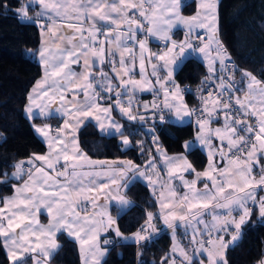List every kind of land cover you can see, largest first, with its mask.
<instances>
[{
    "label": "snow or ice",
    "instance_id": "obj_1",
    "mask_svg": "<svg viewBox=\"0 0 264 264\" xmlns=\"http://www.w3.org/2000/svg\"><path fill=\"white\" fill-rule=\"evenodd\" d=\"M44 9L43 12L38 13L39 16H44L51 13L49 16L51 24L47 29L41 25L45 32H52L55 37V26L57 21L53 16L60 17L61 23H66L67 28L72 29V33L66 34L61 39H67L70 47L51 51L49 48H42L38 55L45 66V80L38 84L41 87L51 79V91L53 95L50 97L48 103L59 101V106L56 108L66 119L61 128L57 129L54 135H50L51 129L48 127L36 128V132L43 136L49 147L48 155L34 156L32 160L28 161L29 167L25 168L23 164L16 165V172L13 174V179L23 181L21 187H15V195L3 201V207H0V243L4 246H13L15 250L10 249V254L14 261L18 264H29V254L40 249V255L47 258L54 254L49 248H43L41 237H51L56 231L65 227L71 230L74 226L77 230L73 233L69 231L70 235H76L80 238V233H85L81 240L82 244H89L98 238L100 226L107 229L115 224V221L107 213H101L102 216H107V220L99 222L89 220L87 217H80L79 212L74 207L75 201L73 196L80 197L86 191L91 193L98 189L91 187L92 181L85 184V178L92 173L78 172L76 169L82 167L78 164L79 160H86L87 158L80 152L78 142L76 139V130L84 123L83 118H91L98 122V127L103 131L105 125H110L116 132L124 136L121 131L122 125L117 124L110 117L111 107H104L100 104L102 99H111L110 96H101L103 93H114L116 96L115 104L119 111L128 120H145L144 115L136 116L132 114L135 107L132 103L131 96L136 91L151 90L150 81L145 77L146 60L151 65V76L156 78V83L160 86L163 92L164 101L163 107L169 111L174 112L178 119H183L185 116L191 117L194 110H190L186 104L183 103V96L180 93L179 86L172 84L174 89L170 97L169 87H166L167 82L172 79L173 69L171 65L175 63L176 55L175 49H179V54H183L185 47L191 48L192 45L185 41L182 44H177L172 41L171 47L162 54L156 56V59L163 63L157 65L152 57L155 54L145 55L149 50L147 48L146 39L137 40L138 32H144L146 35L157 36L160 39L168 42L171 37L168 31L174 21L177 19L185 25L206 28L210 33L215 31V5L210 0H202L200 7L204 10L203 18L198 14L190 19H184L179 16V2L180 0H171V2L161 8V5L155 0H35ZM2 6V5H0ZM107 9V11H105ZM136 9L137 12L129 16V11ZM168 13L169 15H165ZM22 18H28V7L25 6L20 9ZM115 14V15H113ZM143 18L145 23L137 18ZM90 20L91 27L85 29L83 27V20ZM75 20L78 23H68V21ZM97 21L111 22L114 26L108 29L107 34L102 32L97 27ZM33 23H38L33 20ZM124 24L125 28L121 31L120 25ZM165 25L167 27H165ZM115 32V36L111 33ZM87 33V35L85 34ZM78 34V35H77ZM100 37H103L102 39ZM129 42H135L138 45L139 56L137 57L133 52V47ZM212 42V37H209L208 42L204 43L198 50L209 56V44ZM105 43L115 44L117 51L112 52L108 50L106 53ZM195 50V49H194ZM216 56L210 58L209 71L215 73L214 64L219 59L223 65L225 59H230L225 49L219 46L214 49ZM118 53V59H117ZM125 53L129 54L126 60ZM93 57V62L90 64L89 57ZM82 62V64H81ZM107 62L111 66L114 73L112 78L103 72L100 68L101 80L96 81L91 75V68L93 65L99 68L100 65ZM138 62L139 74L142 80H136L131 73L135 71ZM81 64L83 71L76 73L71 70L70 65ZM166 70V79H161L159 72ZM246 77L250 74L245 73ZM112 79H116L118 84L113 86ZM219 93L213 101V107L209 108V100L202 98L203 107L200 109L201 115L196 117V124L199 135L197 139L201 145L210 149V159L214 153L212 149V138L219 141L216 154L219 155L220 161H226L227 166L221 168L218 163L213 162L209 165L208 170L203 173H195L191 164L187 162L184 157H175L166 160L169 177L176 176L181 181V187L188 191L180 193L178 199H173L178 196L175 189L169 188V197L164 198V185H161L160 208L162 210L161 217L165 225L169 228L174 227L172 220L177 218V213L173 206L183 207L186 204V213H181L178 216L180 221H188L185 227L192 226V221H195L196 227H193V242L197 243L202 251L206 252L208 264H227L224 259V249L228 247L229 243L236 242L240 236L241 226L250 216L251 209L248 207L249 202L258 205L259 214L264 217V195L257 199V190L264 191V165L259 164V160L264 158V84L251 77L248 80L247 88L244 90L246 94L241 99L235 95L236 91H242L235 88L231 83V76L225 80L223 75L217 77ZM99 84V91H97L93 84ZM123 89V93L120 89ZM72 90V98L68 100L66 93ZM226 92H232L228 99L221 104ZM83 94L84 99L78 100L77 96ZM129 97L126 104L120 100L121 95ZM49 96V90L44 89L38 98ZM208 96L213 97V93L209 91ZM32 103L36 100L30 97ZM67 101V104H65ZM234 102V103H233ZM257 104L259 108L257 109ZM218 110L223 112L225 117L223 128H211L210 125L214 119H218ZM40 108L41 115H50L46 111V106L37 105ZM148 105H144L145 111ZM153 107H156L153 104ZM233 111H227L229 108ZM31 106L28 108L31 113ZM207 115H204V114ZM257 116L258 122L256 125L249 123L247 117ZM234 117V118H233ZM160 121L164 120V115L158 116ZM243 125V127H238ZM152 131V130H150ZM153 141L157 139L154 132L152 135ZM124 144H128L127 138L123 140ZM191 147V145H185ZM159 150V148H157ZM225 152L231 153L230 156L225 155ZM36 161L43 162L36 164ZM63 161L62 168H57L56 165ZM88 163H92L88 161ZM258 167L256 174H253V166ZM152 162L149 161L148 167H152ZM71 168L72 171L68 169ZM46 169L55 173L58 178H63L65 183L60 179H54L53 175ZM132 170L131 162L129 166L121 170L120 175L124 176L126 171ZM184 171H192L196 179L188 181L184 179L183 175H178ZM216 173V175H213ZM7 175V174H5ZM100 175V173H95ZM141 177H145L150 182L151 177L145 176V172H139ZM27 177L25 180L24 177ZM258 177V178H257ZM202 178H206L211 182V188L208 183L203 185V190L196 189V182ZM112 184H116L115 178L111 180ZM108 185H100L99 188H106ZM231 190L225 195L227 190ZM87 198V197H85ZM118 202L121 205L128 203L123 197H120ZM40 205L47 207L49 214H52L53 207L56 209V214L52 215L54 223L47 228L38 225L35 219L36 213L39 211ZM219 208L224 209L223 213H213L212 223L207 224L201 219V213L194 211V209H209ZM169 209L170 211H163ZM239 211V218L233 217L232 213ZM191 217V220L189 219ZM71 217L72 219H68ZM154 219L151 213L147 214L149 224L143 228L141 232L135 234L137 242L148 238L149 228L152 227L151 221ZM204 224V231L207 233L209 239L207 240L210 247L204 248L202 242L197 241L195 233L200 232L198 225ZM229 226L232 228L230 240L225 242L224 234L228 233ZM19 229V231H17ZM117 236H120L118 228L113 229ZM216 231L219 235L213 238L212 232ZM105 243L109 241L105 239ZM92 250L100 252L98 245L92 243ZM50 249L55 250L58 245L54 242L50 244ZM103 254V253H101ZM39 264V261H37Z\"/></svg>",
    "mask_w": 264,
    "mask_h": 264
},
{
    "label": "trees",
    "instance_id": "obj_2",
    "mask_svg": "<svg viewBox=\"0 0 264 264\" xmlns=\"http://www.w3.org/2000/svg\"><path fill=\"white\" fill-rule=\"evenodd\" d=\"M23 1L0 0V204L13 192L16 181L10 179V174L16 164L46 150L35 135L32 122L43 124L56 120L37 118L30 121L24 116L28 93L42 69L34 59L40 45L39 29L19 20ZM194 9L195 2L191 1L182 7L181 12L188 15ZM217 33L220 47L234 62L236 79L248 73L264 84V0H219ZM181 36L182 31L176 30L171 37L179 41ZM204 71L201 63L188 58L176 71L174 80L178 86L196 84ZM185 99L188 105L193 104L190 96ZM114 116L133 147L123 148L120 137L102 136L93 124L88 123L79 130L78 143L89 159H123L141 165L152 153L149 141L153 132L166 153L176 154L184 152V144L193 139L196 131L190 123L178 126L146 119L143 125H136L120 118L115 111ZM146 127L152 131H146ZM186 156L196 171L205 169L207 156L202 150L192 148L186 151ZM124 196L133 205L116 218V225L121 235L128 236L149 222L147 214H155L157 206L148 188L138 181L126 188ZM111 214H117L113 208ZM257 215L254 209L241 226L242 239L238 245L227 248V264H257L264 257V223ZM105 239L109 242L105 243ZM225 240L228 242L230 236ZM181 241L187 247L185 239ZM57 242L59 247L49 264H81L75 242L62 233L57 236ZM102 242L107 253L101 264H164L170 260L171 236L167 231L140 243L121 241L109 233ZM0 264H9L2 243Z\"/></svg>",
    "mask_w": 264,
    "mask_h": 264
},
{
    "label": "crops",
    "instance_id": "obj_3",
    "mask_svg": "<svg viewBox=\"0 0 264 264\" xmlns=\"http://www.w3.org/2000/svg\"><path fill=\"white\" fill-rule=\"evenodd\" d=\"M194 2H195L194 11H196V9L200 6L201 3L198 2V4H197L196 1H194ZM25 6L28 7V18H26V19L22 18L21 14H20L19 20L22 23L34 24L39 29L40 45H39L38 50L34 54V59L41 65L42 72H41L40 77L34 82L33 86L31 87V89L28 93L27 101H26V104L24 106V116L30 121H33L34 119H37V118L38 119H49V118H55L56 119L55 122H53V123L47 122V123L40 124L37 122H32L33 131H34L35 135L45 145L46 150L42 154H34V155L30 156L29 158H27L26 160L23 161L24 163L22 162V164H25L29 167L28 161L32 160L34 158V156L48 155L49 154V147H48L47 140L43 136H41L39 133H37L35 129L48 127L51 129L50 135H54L56 130L62 127L63 122L66 119L65 116H63L60 112L56 111V108L59 106V101H54L51 104L48 103L50 97L53 95V92L51 91V87H50L51 86V79H49L46 83L42 84L41 87H38V84H40V82L45 80V66H44L43 62L41 61V58L39 57L38 52H39V50H41L42 48H45V47L49 48L51 51H57L58 49H64V48L70 47L67 39H61V37H65L66 34L72 33L73 30L67 28L66 23H61L60 17L53 16V19H55L57 21V24L55 26V37H54L52 32H45L41 28V25L44 26V29H47L49 27V25L51 24V20L49 19V16L52 14L49 13V14H46L44 16L38 17V13L43 12L44 9L42 8L41 5H39L37 2H35V0H24L21 8H23ZM105 11H107V9H105ZM136 12H137L136 9L130 10L129 16H132ZM200 13L202 14L201 10H200ZM113 15H115V14H113ZM137 18L143 21V18H140L138 15H137ZM37 19L39 21L38 23L32 22L33 20H37ZM143 22L147 25L146 21H143ZM68 23H78V22L75 20H72V21H68ZM82 23H83V27L85 29H89L91 27V21L90 20L85 19V20H83ZM97 27L102 32L107 34L108 29H111L114 26L111 24L110 21L109 22L97 21ZM165 27H167V26L165 25ZM180 27H182V26L181 25L178 26V28H180ZM124 28H125V25L121 24L120 30L122 31ZM193 29L195 31H199L202 28L193 27ZM173 32H174L173 29L170 28L168 31V35H172ZM85 34L87 35V33H85ZM115 34H116L115 32L111 33L112 36H115ZM100 38L102 39L103 37H100ZM141 39H146V42H148V44H149V45H147V48L149 51L147 53H145L146 56L149 54L159 55L160 53H162V52H158V46H157L158 41L162 40V39H160L157 36L146 35L144 32H138L137 40H141ZM179 39H180L179 41H175L173 39H172V41H175L178 45L185 42V40L183 39V34ZM129 43L133 47L134 54L138 57L139 56L138 45L135 44V42H129ZM193 45H199V46L201 45L202 46L204 44L203 43H196V44L193 43ZM104 46L106 49V53L108 50H111L112 52L117 51L115 44L109 45V44L105 43ZM166 47L164 48L163 52L166 50ZM186 53H188L190 55L189 58L195 59L196 61L201 63L206 70H209V64H210V57L211 56L210 57L206 56L205 54H203L201 52L196 53V54H192L191 52H188L187 50H186ZM124 55H125V58L127 60L129 58V54L125 53ZM154 56L155 55H153L152 59L154 58ZM93 59H94L93 57H91V56L89 57L90 64H92ZM117 59H118V53H117ZM178 59L179 58H177L175 60V63L173 64L174 69H176L174 72V75H175L176 71L178 70V68L181 66V64L184 62V61L183 62H180V61L177 62ZM81 64H82V62H81ZM81 64H72V65H70V68L72 71H74L76 73H80L83 71ZM110 67L111 66L107 62L100 65L99 68L97 66L93 65V67L91 68V75H92V77L95 78L96 81H100L102 78H101L99 69L102 68L103 72L107 73L109 78H112L114 76V73L112 72ZM214 67L216 69V71H215V73H216L217 69H218L217 60H216V63L214 64ZM131 75L136 80H142V77L139 74L138 62L136 64L135 71L133 73H131ZM174 75H173V80H174ZM145 77L150 81L151 90L136 91L134 93V94L140 96V98L142 97V100L140 101L138 107L133 108L132 114L136 115V116L144 115L145 120L146 119L148 120L149 119L148 114H149L151 108H150V105L148 103L147 94L150 91L159 89L160 86L156 83V78L151 76V73L148 70L145 71ZM238 80L243 85L244 90H246L249 77L248 76L246 77L245 75H241L238 78ZM112 83H113V86H116L118 84V81L116 79H112ZM173 83L175 85H177L175 80L173 82H171V81L168 82L166 85V87H169V89H170V92H169L170 97L172 95V92L174 91V89L171 88ZM93 87L97 90V89H99V84L94 83ZM179 88H180V86H179ZM44 89L49 90V96L43 97V98H38ZM120 90L123 93V89L121 88ZM245 94H246V92H244L243 96L240 98L243 99ZM66 95L68 97V100H71L72 90H69L66 93ZM101 96H110L111 97V99H102L99 102L104 107H111L110 117L117 124L121 125L120 122L117 120L116 116H114V111L117 113V115L120 118L125 119L127 121H130L131 123H135L136 125H143L144 124L145 120L143 122H141L139 120H128L127 117H125L121 114L118 106L115 104L116 96L114 93H103V92H101ZM30 97H32L33 99L36 100L35 104L32 103V100H30ZM77 99L83 100L84 99L83 94H80L79 96H77ZM128 99H129V97L127 95L122 94L120 97L121 102L124 104L127 103ZM183 103L186 104L188 107L187 101H186L184 96H183ZM65 104H67V101H65ZM37 105L46 106V111L49 112L50 115H41L40 114V108L37 107ZM144 105L149 106L147 111H145ZM30 106L32 109L31 113H29V111H28V108ZM216 107L218 109V106H216ZM258 108H259V105L257 104V109ZM171 117H172L171 123H173L175 125L182 126V125L189 124L188 116H185L181 120L175 116L174 112H172ZM254 117H256V116H254ZM83 119H84V123H82L79 126V128L76 130L77 142H78L79 130L88 123L93 124L94 127L97 129V131L102 136H108V137L118 136V137H120V140L124 139V138H128L125 135L121 136L120 133L116 132L108 124L105 125V129L102 131L98 127L97 121H95L91 118H83ZM224 119H225V117L223 115H221V117L219 119L213 120L210 127L213 129L214 128H223ZM145 130L150 131V127H146ZM121 131L124 133L123 127L121 128ZM128 140H130V139L128 138ZM188 142H190V143H188ZM188 142H186L188 144H186V143L184 144V149H185L184 152L176 153V154H168L161 147V145L159 144L157 139L155 141H153V139L151 137L149 143L151 145L152 153L150 154L149 158L141 165H137V164L133 163L132 161L123 160V159H120V160H111V159L91 160L82 151V149L80 148L79 143H78V148H79L80 152L83 153V155L87 159L78 161V164L81 165L82 167H78L76 169V171L92 173V175H89L85 178V184L87 185L88 181H92V184L90 186L93 188H96L98 190L91 192V193L86 191L80 197L73 196L72 198L75 201L74 207L79 212L81 218L87 217L89 220L94 219L97 222H99L101 220L106 221L107 216L106 215L102 216L101 213H107L115 221V224L112 225L111 227L107 228V229H104L103 226L101 225L100 231L98 233V238L94 242H90L89 244H82L81 243V240L84 238L85 233L81 232L80 238H77V236L74 234L73 235L69 234V231H72L74 233L77 230V228L75 226L71 230H68L65 227H62L60 230H58L54 234H52L51 237L42 236L41 237L42 247L43 248H49L50 251H53L55 253L59 247L58 242H57V236L62 233V234H65L68 239L72 240L73 242H75L77 244L79 254H80L81 264H101V262L104 260L106 253H107V249L104 247V244L102 242V239L105 237V235L110 233L116 239H119L121 241H130L133 243L143 242L144 240L137 242L135 240V234L137 232H141V230L143 228L147 227L149 222L146 223L138 231H136V232H134L128 236H123V235L117 236L115 231L113 230L114 228H117L116 218L119 215L126 212L127 210H129L133 205L132 202L124 196V191L126 190V188L131 183H133L134 181H138V182H141L142 184H144L148 188V190H149L151 196L154 198V200L156 202V206H157L156 213L152 215L154 217V219L151 221L152 227L149 228L147 239L149 240V239L155 237L156 235H158L162 231H167L171 236L170 261H169L170 264H208L207 254H206V252L202 251L200 247H195L193 249V253L192 254L190 253V249L192 246V240L191 239H193V235H194L193 227H196L197 225H196L195 221H192V226L185 227V225L188 223V221H180L178 219L179 214H181L182 212L187 214L186 213V204L183 207L173 206V209H170V210H174L177 213V218L171 221V223L174 225V227L169 228L167 225L164 224L163 219L160 218L161 214H162V210L160 208V200L162 199V197L160 196L161 185H164V198L169 197V192H168L169 188L175 189L178 193V196L176 198H173V199H178L180 193H185L188 191L186 188L181 187V181L178 178H176V176H173L171 178L169 177L168 168L166 166V160H169V159L175 158V157H184L187 160V162L189 164H191L189 162L187 156H186V151L190 150L192 148H196V147L199 148L200 150H202V148L194 140V137L191 141H188ZM132 145H133V143H132ZM185 145H191V147H185ZM218 145H219V141L213 137L212 138V151L216 152ZM131 147H133V146H131ZM131 147H129V148H131ZM157 148H159V150H157ZM215 152H213V153H215ZM213 158H214L213 161L209 162V159L207 156L206 167L202 171H196L195 168L191 164L192 168L195 170V173L205 172L206 170H208L209 165L213 162L218 163L221 168L227 166L226 161H220V157L218 154L215 153L213 155ZM88 161H91L92 163L90 164V163H88ZM149 161L152 162V165H153L152 167H148ZM129 162H131L132 170L126 171L125 175L121 176L120 175L121 170L128 167ZM42 163L43 162L36 161V164H42ZM63 163L64 162L61 161L59 164L56 165V167H59V166L62 167ZM259 164L264 165V158H261L259 160ZM46 170L49 171V173L51 175H53L54 179H60V181L62 183L66 182V181H64V179L56 177L55 173H53L51 170H49V169H46ZM68 170L72 171L71 168H69ZM257 171H258V167L256 165H254L253 166V174H256ZM139 172H145V176L151 177L152 181H155V183L150 182L145 177H141L139 175ZM95 173H100V175H95ZM178 175H183L184 179L188 180V181H192V180L196 179L195 174L192 171H184L182 173H178ZM213 175H216V173H213ZM113 178L116 179V181H117L116 184L111 183V180ZM10 179L13 181H16L14 184L13 192L9 196L5 197L2 200V202L15 195V187H21L22 186L23 181H18V180L13 179V174H11ZM24 179L26 180L27 177L25 176ZM205 183H208L209 187L211 188V182H209L206 178H202L196 182V189L198 191L203 190V185ZM104 184H107L108 186L106 188L100 189L99 186L104 185ZM229 191H231V190L230 189L227 190L225 192V195H227ZM262 193H263V191H260L259 189L257 190V199H259V197ZM85 197H87V198H85ZM120 197H123L125 200L128 201V203L126 205H121L118 202ZM2 202L0 204V207L4 206ZM256 206L257 205L253 204L251 201L248 204V207L251 209V212L254 209H256L257 214H259L258 207H256ZM112 208L117 213L116 216H113L111 214ZM170 210L166 209L163 211L167 212ZM194 211H199L201 213L200 218L203 219V221L205 223L211 224L212 223V215L211 214L223 213L225 210L219 209V208H209V209H194ZM55 214H56L55 207H53L52 214L50 215L47 207H45L44 205H40L39 211L35 215V219L38 221L39 226H43L44 228H47L50 224L54 223V221L52 220V215H55ZM232 215H233V217L238 219L240 212L234 211L232 213ZM249 217L246 219V221L249 219ZM68 219H72V218L68 217ZM189 219L191 220L190 216H189ZM260 222L264 223V221H260ZM198 227L201 230L200 232H198L199 235L206 234V232L204 231V224H200V225H198ZM17 231H19V229ZM212 233H214L215 236L219 235V233H217L216 231H213ZM230 234H233V233H232V228L229 226L228 233L224 234V240H225V238H227V236H230ZM178 235H179V237H178ZM197 236L198 235L196 233L195 237H197ZM180 237H181V239H185V242H186L185 244L187 245V247L183 245ZM2 239L3 238L0 237V240H2ZM147 239H145V240H147ZM52 242H54L56 245H58V247L55 250H52L49 247ZM225 242H227V241L225 240ZM92 243H95L96 245H98V247L101 251L100 252H94L92 250V246H91ZM2 246H3L4 251L8 257L9 264H18V261H14L12 259L11 254H10V249L15 250L13 248V246L9 245L6 247V246H4L3 243H2ZM227 248L224 249V259L226 256ZM40 251L41 250L38 249L36 252L29 254L30 257H34V258L29 259L30 264H37V261H39V264H49L48 261L52 257V255L45 258V257L40 255ZM101 253H103V254H101Z\"/></svg>",
    "mask_w": 264,
    "mask_h": 264
},
{
    "label": "built area",
    "instance_id": "obj_4",
    "mask_svg": "<svg viewBox=\"0 0 264 264\" xmlns=\"http://www.w3.org/2000/svg\"><path fill=\"white\" fill-rule=\"evenodd\" d=\"M190 39L195 44L196 43H206L209 40V35H208L207 30L204 28L203 30L197 31L196 33L192 34ZM210 45L212 47L213 52L215 53L214 49L217 47V44H214L213 42H211ZM157 46H158V51L161 52L162 50H164L166 45L165 44H158ZM215 56H216V53H215ZM217 66H218V69H217L216 73H212L209 70L205 69V71H204L203 75L201 76L198 83L186 84L184 86H180V88H179L180 93L184 97L190 96L192 101H193V104L188 105V108L190 110H194L191 117H188V121L191 124V126L196 130L198 129L197 124H196V117L201 115L200 109L203 107L202 98L209 100L210 103H209L208 107L212 108L213 103L211 101H213L215 99L216 94L219 93V91H220V89L218 87L217 77L223 75L224 79L228 80L229 76H231V83L234 84L235 88L242 90V91H236L235 92L236 96L240 97L245 92L244 87L238 81V79H236V77H235V65L231 59H225L223 65H221V63L219 62V59H217ZM97 91H99V89H97ZM209 91H211L213 93V97H211V98L208 96ZM231 94H232V92H226L223 99L220 100V103L223 104L228 99L229 95H231ZM131 99H132L133 105L135 106L134 108H136L139 106V103L142 100V97L140 98V96H138L136 94H132ZM147 99H148V103H149L150 108H151V110L148 114L149 119L156 120V121H159L161 123H171V120H172L171 114L172 113H169V111L163 107L164 96H163V92L160 90V88L157 90L150 91L147 94ZM153 104H155L156 107H153ZM227 111H233V108L230 107ZM160 114L164 115L163 121H160L158 119V116ZM217 114L220 118L221 115H223V112L219 111L217 109ZM204 115H207V114L205 113ZM214 120H217V119H214ZM247 121L249 123H252L253 125L257 124V120L252 116L247 117ZM238 127H243V125H239ZM225 155L230 156L231 153L225 152ZM23 166L25 168H28V166L25 164H23ZM212 236L214 237V233H212ZM208 239H209V237L206 233V234L199 235V237L196 240L202 242L204 245V248H208L209 247V245L207 243ZM195 247H199V245L197 243L192 244L191 249H190L191 254L193 253V249Z\"/></svg>",
    "mask_w": 264,
    "mask_h": 264
},
{
    "label": "rangeland",
    "instance_id": "obj_5",
    "mask_svg": "<svg viewBox=\"0 0 264 264\" xmlns=\"http://www.w3.org/2000/svg\"><path fill=\"white\" fill-rule=\"evenodd\" d=\"M191 1H196V3L198 4V2H202V0H180V2H179V8H178V11H179V16L180 17H183L184 19H190L191 17H193V16H197L198 14L200 15V17L201 18H203V12H204V10L203 9H201V7L199 6L197 9H196V11H194V12H192L191 14H188V15H184V14H182L181 13V10H182V7L184 6V5H186V4H188L189 2H191ZM218 1L219 0H210V2L211 3H213L214 5H215V17H216V19H215V21H212L213 23H215V25H216V28H215V31L213 32V33H210L206 28V30H207V32H208V35H209V37L211 36L212 37V42L214 43V44H217V42L219 43V40H218V33H217V6H218ZM155 2L156 3H158V4H160L161 5V8H163L164 6H166V5H168L170 2H171V0H155ZM200 10H201V12H202V14L200 13ZM166 16L167 15H169L168 13H166L165 14ZM182 26V27H180V28H178V26ZM193 27H195V26H189V25H185V24H183V23H181L180 22V20H176V21H174V23L172 24V26L170 27L171 29H173V31H176V30H181L182 31V34H183V39L185 40V41H187L188 43H190L191 45H192V47L191 48H188V47H185V49H184V52H183V54L181 55V54H179V49H175L174 50V53H175V55H176V59L177 58H179L178 60H177V62L178 61H180V62H183V61H185L186 59H188L189 58V54L188 53H186V50L188 51V52H191L192 54H196V53H200L199 52V48L200 47H202L201 45L199 46V45H193V42L191 41V39H190V37H191V35L192 34H194V33H196L197 31H195L194 29H193ZM177 28V29H176ZM200 28V27H199ZM204 28H202L201 30H203ZM201 30H199V31H201ZM173 34V33H172ZM170 37L172 36V35H169ZM171 43H172V38H171V40L170 41H168V42H165L164 40H159L158 41V44H165L166 46V50L168 49V48H170L171 47ZM204 44V43H203ZM147 45H149L148 44V42H147ZM195 49V50H194ZM165 50V51H166ZM158 52H160V51H158ZM162 53H163V50L161 51ZM208 52H209V57L210 58H212V57H215V53L213 52V50H212V47H211V45L209 44V49H208ZM162 53H160V54H162ZM159 54V53H158ZM203 54H205V53H203ZM156 56H157V54H155V56H154V58H153V61L157 64V65H160V64H162L163 62L162 61H159V60H157L156 59ZM171 68L173 69V72H172V79L171 80H169L168 82H173L174 80H173V75H174V72H175V70L176 69H174V67H173V64L171 65ZM145 69L146 70H148L150 73H151V71H152V68H151V65L146 61V64H145ZM248 74V73H247ZM159 76L162 78V79H166V70H161L160 72H159ZM249 77V79L252 77L251 75L250 76H248ZM167 82V83H168ZM243 95H241L240 97H242ZM256 118V120H257V122H258V117L256 116L255 117ZM198 135H199V132H198V129L195 131V133H194V140L201 146V148H202V150L206 153V155L208 156V159H209V162H211V161H213V157L210 159V156H209V152H210V149L209 148H207V147H205V146H203V145H201V143H200V141L197 139V137H198ZM125 139V138H124ZM124 139H121V142H122V144H123V148H129V147H131V146H133L132 145V142L130 141V140H128L129 141V143L128 144H124L123 143V140ZM128 139V138H127ZM188 143H190V142H188ZM188 143H186V144H188ZM211 151H212V149H211ZM212 152H215V151H212ZM216 153V152H215ZM214 153V154H215ZM24 161V160H23ZM23 161H21V162H18L16 165H18V164H22V162ZM26 162V161H25ZM24 163V162H23ZM63 166V165H62ZM57 168H62L61 166H59V167H57ZM14 172H12L11 174H14L15 172H16V167H15V169L13 170ZM11 174H10V176H11ZM63 179V178H62ZM262 195H264V191H263V193L260 195V196H262ZM260 198V197H259ZM256 207H258V205L256 206ZM258 218L260 219V221H264V217H262L260 214H258ZM196 234V233H195ZM197 237L196 238H198L199 237V234L197 233ZM214 237H215V234H214ZM213 237V238H214ZM192 240V244H194L195 242H193V239H191ZM210 246V245H209ZM228 247H229V244H228ZM170 261V260H169ZM169 261H167L166 263H164V264H170L169 263ZM257 264H264V257L260 260V261H258L257 262Z\"/></svg>",
    "mask_w": 264,
    "mask_h": 264
},
{
    "label": "water",
    "instance_id": "obj_6",
    "mask_svg": "<svg viewBox=\"0 0 264 264\" xmlns=\"http://www.w3.org/2000/svg\"><path fill=\"white\" fill-rule=\"evenodd\" d=\"M242 239V236L240 234V236L238 237V240L236 242L233 243H229V248L232 249L234 248L236 245H238V243L240 242V240Z\"/></svg>",
    "mask_w": 264,
    "mask_h": 264
}]
</instances>
